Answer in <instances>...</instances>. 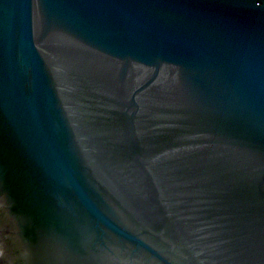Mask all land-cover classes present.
I'll return each mask as SVG.
<instances>
[{
  "label": "water",
  "instance_id": "1",
  "mask_svg": "<svg viewBox=\"0 0 264 264\" xmlns=\"http://www.w3.org/2000/svg\"><path fill=\"white\" fill-rule=\"evenodd\" d=\"M0 264H264V0H0Z\"/></svg>",
  "mask_w": 264,
  "mask_h": 264
}]
</instances>
